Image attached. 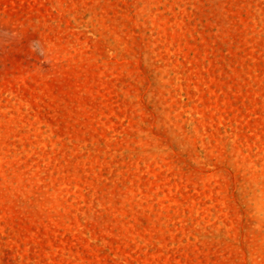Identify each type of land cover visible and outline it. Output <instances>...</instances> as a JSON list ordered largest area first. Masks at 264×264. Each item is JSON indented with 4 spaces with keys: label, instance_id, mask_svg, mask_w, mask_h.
Instances as JSON below:
<instances>
[{
    "label": "rangeland",
    "instance_id": "obj_1",
    "mask_svg": "<svg viewBox=\"0 0 264 264\" xmlns=\"http://www.w3.org/2000/svg\"><path fill=\"white\" fill-rule=\"evenodd\" d=\"M0 264H264V0H0Z\"/></svg>",
    "mask_w": 264,
    "mask_h": 264
}]
</instances>
